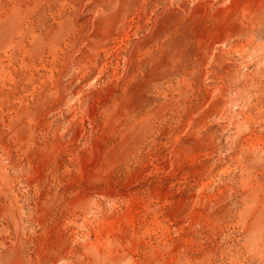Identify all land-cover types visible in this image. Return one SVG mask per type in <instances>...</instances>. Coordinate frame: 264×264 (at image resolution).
I'll return each instance as SVG.
<instances>
[{"label": "rangeland", "instance_id": "obj_1", "mask_svg": "<svg viewBox=\"0 0 264 264\" xmlns=\"http://www.w3.org/2000/svg\"><path fill=\"white\" fill-rule=\"evenodd\" d=\"M0 264H264V0H0Z\"/></svg>", "mask_w": 264, "mask_h": 264}]
</instances>
